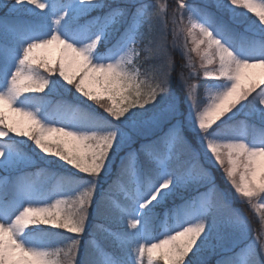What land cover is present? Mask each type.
Instances as JSON below:
<instances>
[{"label":"snow or ice","instance_id":"6c2138e0","mask_svg":"<svg viewBox=\"0 0 264 264\" xmlns=\"http://www.w3.org/2000/svg\"><path fill=\"white\" fill-rule=\"evenodd\" d=\"M169 7L0 0V264H264V0Z\"/></svg>","mask_w":264,"mask_h":264},{"label":"trees","instance_id":"16d2710c","mask_svg":"<svg viewBox=\"0 0 264 264\" xmlns=\"http://www.w3.org/2000/svg\"><path fill=\"white\" fill-rule=\"evenodd\" d=\"M174 58L176 60V72H179L180 71V65L181 63H183L179 53H174ZM176 72L173 73V80L175 82V77H176ZM197 83H199V81H197ZM175 86L179 89L180 85L178 83L175 84ZM74 91V90H73ZM201 92L203 91L202 89L200 90ZM42 95V94H41ZM48 99L52 100L53 102V105L55 104L56 100L58 99V97L56 96H52V97H49ZM65 99L67 100H71V97L70 96H65ZM82 100H85V98L81 97ZM87 103H91V102H87ZM93 108L96 109L97 112H101L102 113V110L99 109L97 106L95 105H92ZM106 115V114H105ZM32 171H35V169H31ZM74 171V170H73ZM211 172L212 174L215 176L216 178V182L217 184L224 190L226 191H231L230 189V186L228 184H226L223 180V174L222 172L219 170V168H212L211 169ZM0 174H3L2 172H0ZM4 175V174H3ZM106 186V185H105ZM48 187H49V190H55L56 188V185H55V182H51L48 184ZM236 207L240 208L242 212H244L245 215L248 216L249 218V221L253 224L254 227H258L257 223H256V220L253 218L252 216V213L248 211V209L246 208V206L244 205H239L237 204ZM85 242H87L88 240V237L85 236Z\"/></svg>","mask_w":264,"mask_h":264},{"label":"rangeland","instance_id":"374dc122","mask_svg":"<svg viewBox=\"0 0 264 264\" xmlns=\"http://www.w3.org/2000/svg\"><path fill=\"white\" fill-rule=\"evenodd\" d=\"M168 3H169V5H170V7H169V9H168V12H169V15L171 14V3H172V0H168ZM249 15H251V14H249ZM169 27H171V25H169ZM256 71H259L258 69L256 70ZM242 118V117H241ZM0 176H3V175H1L0 174Z\"/></svg>","mask_w":264,"mask_h":264}]
</instances>
